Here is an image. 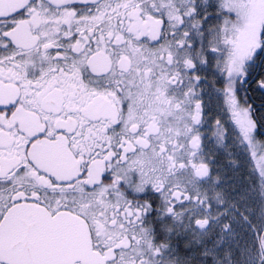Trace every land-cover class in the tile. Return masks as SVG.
Listing matches in <instances>:
<instances>
[{
	"label": "snow or ice",
	"instance_id": "6c2138e0",
	"mask_svg": "<svg viewBox=\"0 0 264 264\" xmlns=\"http://www.w3.org/2000/svg\"><path fill=\"white\" fill-rule=\"evenodd\" d=\"M0 264H264V0H0Z\"/></svg>",
	"mask_w": 264,
	"mask_h": 264
}]
</instances>
